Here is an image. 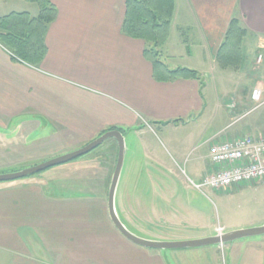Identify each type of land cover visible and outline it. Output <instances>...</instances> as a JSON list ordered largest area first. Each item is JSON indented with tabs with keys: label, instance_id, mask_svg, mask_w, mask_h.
<instances>
[{
	"label": "crops",
	"instance_id": "crops-1",
	"mask_svg": "<svg viewBox=\"0 0 264 264\" xmlns=\"http://www.w3.org/2000/svg\"><path fill=\"white\" fill-rule=\"evenodd\" d=\"M50 2L56 16L47 25L46 53L37 66L17 61L0 42V170H18L34 160L49 159L108 129H121L124 136L132 130L147 138L155 127H177L202 114L200 83L154 79L144 40L122 32L126 0ZM21 12L37 16L39 6L34 0H0V18ZM233 17L246 28V36L254 38L259 65L260 52L264 59V0H174L170 33L159 48L160 58H167L163 63L168 67L169 60L184 56L215 58ZM174 32L178 37L173 38ZM187 32L191 40L185 38ZM263 81L264 72L244 70L246 86L238 88L239 103L230 97L229 109L253 110L251 89ZM263 127L264 115L258 113L244 124L243 133L235 129L226 137L260 134ZM106 148L111 150L108 160L114 169L117 143L108 141ZM105 166L111 168L110 163ZM211 169V163L206 165L202 176ZM244 185L248 184L218 192ZM95 190L99 193H92ZM106 190V183L94 188L87 179L72 177L57 185L38 176L0 183L1 254L13 256L14 264H244V241L172 249L165 254L169 260L130 242L109 218ZM119 209L125 221H136L132 208L120 201ZM217 226L224 232L234 229L216 225L183 238L214 235ZM27 235L37 242V249L28 246Z\"/></svg>",
	"mask_w": 264,
	"mask_h": 264
},
{
	"label": "rangeland",
	"instance_id": "rangeland-1",
	"mask_svg": "<svg viewBox=\"0 0 264 264\" xmlns=\"http://www.w3.org/2000/svg\"><path fill=\"white\" fill-rule=\"evenodd\" d=\"M190 34L187 32L185 38L191 40ZM175 37H178L176 32L173 34V38ZM249 38L253 42L245 44ZM256 46L253 37L244 38L243 60L237 69L221 68L216 56L206 59L184 56L171 59L167 63L168 67H198L203 80L201 92L204 108L201 115L190 119L186 124H179L177 127H155V132L147 135V138L146 135H138L132 130L124 137L125 155L115 202L121 221L132 233L146 239L185 240L183 236L199 234L203 232V228L212 229L216 225L240 229L264 224V186L261 184L244 185L231 192H218L209 187L199 190L193 185L202 181L203 170L210 164L209 144L212 139L220 140L230 136L235 129L243 133L244 124H249L258 113L260 116L264 115V105L246 113L244 110L234 113L227 104L231 96L236 104L239 103L238 88L246 86L244 70H250L256 75H262L264 72V59L261 64H255ZM166 59L160 58L162 62ZM262 86L264 87V81ZM250 106L251 109L254 107L252 103ZM16 122L17 120L11 123L10 130ZM1 132L0 130V134ZM242 133L237 134L243 135ZM108 141L116 143L114 139L106 140L87 157H79L65 166L44 170L38 178L44 182L54 181L56 185L61 184L67 177L84 178L90 187L96 188L103 182L108 189L114 170L111 159L108 160L111 154V150L106 148ZM63 153L66 152L55 156ZM47 159L34 160L31 165ZM108 163L111 168L105 166ZM86 168L90 171H86ZM12 169L15 168L1 169L0 172ZM92 193L98 194L99 190ZM120 201L133 209L136 220L134 223L125 221L119 209ZM125 215L131 219L130 213ZM241 223L251 226L240 225ZM26 237L28 246L37 249V242L29 235ZM246 240L251 243H245ZM256 240L262 242L253 243ZM263 240L264 235L237 240L244 241V264H264ZM152 250L169 260L165 254L170 252V249ZM13 258L1 254L0 251V264H14Z\"/></svg>",
	"mask_w": 264,
	"mask_h": 264
},
{
	"label": "trees",
	"instance_id": "trees-1",
	"mask_svg": "<svg viewBox=\"0 0 264 264\" xmlns=\"http://www.w3.org/2000/svg\"><path fill=\"white\" fill-rule=\"evenodd\" d=\"M34 1L39 6L37 16L21 12L0 18V42L17 61L37 66L46 53L44 36L47 25L56 16V8L50 0ZM173 11L174 0H126L122 32L144 40V54L153 64L154 79H193L200 83L202 90L203 80L197 70L188 67L170 69L160 60L159 48L167 40ZM246 34L247 30L240 20L233 17L216 52V59L221 68L237 69L240 66L243 60L242 44ZM39 174L41 172L36 176Z\"/></svg>",
	"mask_w": 264,
	"mask_h": 264
},
{
	"label": "water",
	"instance_id": "water-1",
	"mask_svg": "<svg viewBox=\"0 0 264 264\" xmlns=\"http://www.w3.org/2000/svg\"><path fill=\"white\" fill-rule=\"evenodd\" d=\"M124 134L118 129H108L97 135L92 141L90 140L86 145L51 157L47 160L39 163L7 172H0V183L9 182L24 179L30 176H34L39 172L52 168L54 166L62 165L73 161L79 157H82L95 148L100 146L106 140L114 139L118 146L117 160L115 168L112 174V178L108 188L107 195V208L109 218L114 227L130 242L150 249H185V248H196L208 245H224L230 242H234L238 239L245 237H253L264 235V224L259 226H252L249 228L233 229L225 232H220L211 236H205L201 238L185 239V240H155L146 239L132 233L127 226L121 221L117 209H116V189L121 173V169L124 162L125 155V140Z\"/></svg>",
	"mask_w": 264,
	"mask_h": 264
},
{
	"label": "built area",
	"instance_id": "built-area-1",
	"mask_svg": "<svg viewBox=\"0 0 264 264\" xmlns=\"http://www.w3.org/2000/svg\"><path fill=\"white\" fill-rule=\"evenodd\" d=\"M263 54L257 56L261 63ZM254 108L264 105V87L255 85L250 92ZM209 158L212 169L201 182L193 185L202 190L209 187L215 191L241 184H261L264 186V133L258 135H240L212 139L209 144ZM217 231L221 227L216 228Z\"/></svg>",
	"mask_w": 264,
	"mask_h": 264
}]
</instances>
